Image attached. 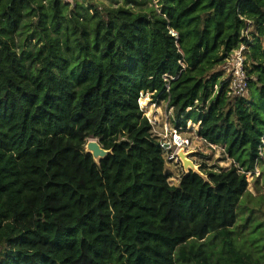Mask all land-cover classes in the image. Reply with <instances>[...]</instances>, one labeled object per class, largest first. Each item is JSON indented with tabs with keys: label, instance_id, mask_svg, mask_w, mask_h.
Instances as JSON below:
<instances>
[{
	"label": "trees",
	"instance_id": "16d2710c",
	"mask_svg": "<svg viewBox=\"0 0 264 264\" xmlns=\"http://www.w3.org/2000/svg\"><path fill=\"white\" fill-rule=\"evenodd\" d=\"M109 1L0 0V264H264V0ZM143 93L232 166L171 184Z\"/></svg>",
	"mask_w": 264,
	"mask_h": 264
},
{
	"label": "rangeland",
	"instance_id": "374dc122",
	"mask_svg": "<svg viewBox=\"0 0 264 264\" xmlns=\"http://www.w3.org/2000/svg\"><path fill=\"white\" fill-rule=\"evenodd\" d=\"M76 2L81 3L85 7H90L95 5L97 7H105L110 5L109 0H76ZM83 7V8H85ZM32 43V42H31ZM224 72L223 78L228 74L225 67L221 69ZM140 107L142 108L144 115L152 120L153 131L159 137L161 142H172V116L168 113L169 108L166 107V102L160 101L156 104L153 103L150 93H143L140 98ZM158 110V114H156ZM160 114V118L157 115ZM174 114V112H173ZM174 116V115H173ZM156 118L159 120L154 123ZM167 125L169 126V134L161 136V133H164ZM197 124L187 123V127L181 132H179L182 138H189L190 144L188 145V152H190V158L194 161L197 166L196 172L207 177L206 172L216 171L220 169H227L232 166V161L229 159L228 155L224 152L223 147L220 145L210 144L209 142L204 141L199 136L196 135ZM91 138V137H90ZM89 140V138H88ZM173 143V142H172ZM168 144V143H167ZM170 147L166 145L165 150V169L170 174L169 181L171 184H178L184 173H187L184 169L182 162L178 158L169 159L168 157L177 150L176 145H172V149L168 150ZM260 164H264V149L261 156L260 163L256 170L253 172H248V190H250L255 197H257L261 192L264 193V181L261 179L262 170Z\"/></svg>",
	"mask_w": 264,
	"mask_h": 264
},
{
	"label": "built area",
	"instance_id": "2783aa9c",
	"mask_svg": "<svg viewBox=\"0 0 264 264\" xmlns=\"http://www.w3.org/2000/svg\"><path fill=\"white\" fill-rule=\"evenodd\" d=\"M61 1L70 6H73L76 2V0ZM246 63L247 57L244 45H241L238 49L232 51L227 55L225 68L228 74L225 79L227 81L229 96H245L248 93L249 79L247 75ZM150 122L152 123V120H150ZM188 123L191 124V122ZM172 142H162V145L165 148L166 145H169V147H172V145L177 146V150L168 157L169 159L177 158L178 149L181 147H185L186 150H188V145L190 144L189 138H182L179 134V131L174 127L172 129Z\"/></svg>",
	"mask_w": 264,
	"mask_h": 264
},
{
	"label": "water",
	"instance_id": "95a60500",
	"mask_svg": "<svg viewBox=\"0 0 264 264\" xmlns=\"http://www.w3.org/2000/svg\"><path fill=\"white\" fill-rule=\"evenodd\" d=\"M86 151L90 152L95 160H100L105 157L110 151L104 149L97 138L91 137L86 143ZM177 158L182 162L187 173L190 171L196 172L197 166L190 158V152L185 147H181L177 151Z\"/></svg>",
	"mask_w": 264,
	"mask_h": 264
},
{
	"label": "crops",
	"instance_id": "0c3cea01",
	"mask_svg": "<svg viewBox=\"0 0 264 264\" xmlns=\"http://www.w3.org/2000/svg\"><path fill=\"white\" fill-rule=\"evenodd\" d=\"M158 112H159V111L156 110V114H158ZM168 113L170 114V116L173 117L174 114H173V110H172L171 108H169ZM157 117L160 118V114L157 115ZM156 121L159 122V120H158L157 118H156V120H154V123H156ZM168 129H169V126L167 125L165 132H164V133H161L160 135H161V136H165L166 134H169V133H168V131H169ZM171 133H172V132H171ZM188 151H189V150H188Z\"/></svg>",
	"mask_w": 264,
	"mask_h": 264
},
{
	"label": "bare ground",
	"instance_id": "6f19581e",
	"mask_svg": "<svg viewBox=\"0 0 264 264\" xmlns=\"http://www.w3.org/2000/svg\"><path fill=\"white\" fill-rule=\"evenodd\" d=\"M179 141V140H178Z\"/></svg>",
	"mask_w": 264,
	"mask_h": 264
}]
</instances>
